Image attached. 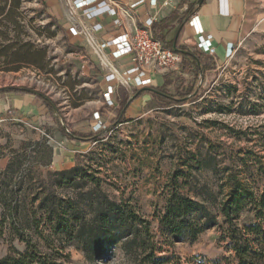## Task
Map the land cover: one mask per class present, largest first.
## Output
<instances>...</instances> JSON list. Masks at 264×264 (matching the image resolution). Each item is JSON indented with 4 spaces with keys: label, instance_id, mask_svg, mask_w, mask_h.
I'll list each match as a JSON object with an SVG mask.
<instances>
[{
    "label": "rangeland",
    "instance_id": "rangeland-1",
    "mask_svg": "<svg viewBox=\"0 0 264 264\" xmlns=\"http://www.w3.org/2000/svg\"><path fill=\"white\" fill-rule=\"evenodd\" d=\"M188 2L169 1L161 15L174 12L173 27L179 28ZM68 28L61 0H0V90L42 93L71 131L96 132L99 116L109 133L79 154L73 169L59 171L54 154L66 137L55 117L0 114V260L32 254L58 264H145L143 246L166 255V264L230 257V226L220 209L233 192L245 200L233 224L264 227V32L242 40L224 61L213 58L215 69L204 75L184 59L164 73L177 75L168 79L169 94L194 86L196 102L164 109L152 95L138 97L132 108L140 115L116 126L119 108L104 101L109 67L97 47L101 41L86 32L74 37ZM135 92L118 85L115 103ZM107 110L115 117L105 124ZM174 193L201 201L216 218L194 242L162 232L159 217ZM113 209L147 220L150 239L140 236L125 247L129 231Z\"/></svg>",
    "mask_w": 264,
    "mask_h": 264
},
{
    "label": "trees",
    "instance_id": "trees-1",
    "mask_svg": "<svg viewBox=\"0 0 264 264\" xmlns=\"http://www.w3.org/2000/svg\"><path fill=\"white\" fill-rule=\"evenodd\" d=\"M196 11V5L190 6L187 14L192 15ZM153 31L156 38L168 44L175 51L181 53L184 60H189L192 67L199 74L204 75L215 69L216 64L213 57L206 55L196 49L191 51L182 42L185 38V23L181 24L173 41L167 43L165 36L159 33V24L153 25ZM168 83L165 86L156 88L162 94L149 92L150 95L159 103L161 108L169 109L174 106H183L189 102H196L200 97V92L193 86L186 93L171 95L166 91ZM0 93H15L17 95L32 94L36 96L48 109V112L55 117L62 134L71 140L99 142L106 139L109 135L107 128L94 133H77L71 131L68 124L61 120L57 105L46 95L24 87H10L0 90ZM136 91L133 96L140 97L144 94ZM131 96L126 93L121 99L118 117L112 121L116 126L127 122L125 110L129 107ZM10 171V166L6 172ZM71 171V170H68ZM234 193V192H233ZM231 194L227 201L221 205L220 214L224 221L230 226V232L227 236L229 239V249L233 252L230 257H224L216 262L206 264H264V227L260 224L245 226L240 229L233 224V217L239 216L244 210V199L239 194ZM264 201V194L261 196ZM117 219L122 218L124 226L129 231L130 238L125 243V247L131 246L137 242L140 236L151 237L150 223L147 220H140L134 212L113 209ZM196 213L202 214V220H192L190 216ZM258 215H263L259 213ZM140 221V222H138ZM162 232L173 235L175 240L194 242L207 229L216 225V218L211 211L201 201L193 197L174 193L168 200L164 213L159 217ZM140 224V225H139ZM145 245L146 239L142 242ZM146 254L145 264H166L170 262L166 255L158 256L154 248L143 246ZM0 264H58L52 259L35 258L32 254H20L19 257L6 256L0 260ZM193 264L199 263L196 259Z\"/></svg>",
    "mask_w": 264,
    "mask_h": 264
},
{
    "label": "built area",
    "instance_id": "built-area-1",
    "mask_svg": "<svg viewBox=\"0 0 264 264\" xmlns=\"http://www.w3.org/2000/svg\"><path fill=\"white\" fill-rule=\"evenodd\" d=\"M169 1L174 0L163 3L160 0H61L67 8L69 34L74 37L81 36L84 32L95 35L102 31L104 25L101 20L106 16L114 18V27L124 29L123 33L98 41L97 47L106 52L104 61L109 67V73L104 78V101L107 107L116 106L114 96L118 85H127L135 90L145 88L152 85L149 76L151 72L166 73L179 68L181 53L156 38L153 31L157 15ZM144 8L147 18L139 21V13ZM188 21L196 34L198 51L222 62L236 50L235 46L230 45L225 57L219 58L213 36L205 32L198 16L194 14ZM124 58L130 60L129 66L124 70L111 65ZM95 119L99 120L97 132L104 127L99 116Z\"/></svg>",
    "mask_w": 264,
    "mask_h": 264
},
{
    "label": "crops",
    "instance_id": "crops-1",
    "mask_svg": "<svg viewBox=\"0 0 264 264\" xmlns=\"http://www.w3.org/2000/svg\"><path fill=\"white\" fill-rule=\"evenodd\" d=\"M124 1L128 2L129 0ZM188 3H190L191 6L194 4L196 5V11L192 15H197L205 32L213 36L214 45L218 50V57L221 59L225 57L226 49L230 45L236 47L242 40L254 32H264V0H204L203 2H200V0H189ZM145 10L146 8L139 13V21H144L147 18V11ZM173 15L174 12H169L164 15L159 13L154 23L159 24V33L165 36V41L167 43L173 41L178 30L177 27H173L176 24L172 19ZM192 15L187 14L185 38L182 44L187 46L191 51H196V34L188 23ZM113 20L114 18L107 16L101 20L104 29L95 34L98 40L104 41L124 32V29L114 27ZM116 63L119 65V68L124 70L129 66L130 60L124 58ZM149 76L152 79V85L148 87H153L155 89L165 86L169 80H174L175 77H177L176 74L167 77L166 74L160 72H151ZM141 89L136 91H140ZM148 97H151L149 92H145L140 96V98L144 100ZM137 98L138 97L131 95L129 100V104L131 105L125 110V117L128 119H135L137 115H140V113L136 111L137 109L132 108V104ZM117 108L120 109V103L119 105L117 103L114 109ZM13 110L20 111L23 114L31 112L36 116L47 113L45 118L48 116L52 117L46 106L32 94L17 95L15 93H3L0 95V114ZM107 111L108 112H105L106 114H103V121L105 124L108 121V117L111 115L113 118L115 117L113 111ZM65 140L64 146L56 149L54 154L53 164L59 171L67 170L66 167L69 165H71V169H73L78 162L79 154L89 150L93 143L71 140L69 138H65Z\"/></svg>",
    "mask_w": 264,
    "mask_h": 264
},
{
    "label": "water",
    "instance_id": "water-1",
    "mask_svg": "<svg viewBox=\"0 0 264 264\" xmlns=\"http://www.w3.org/2000/svg\"><path fill=\"white\" fill-rule=\"evenodd\" d=\"M204 0H200V2H203ZM143 92H153V93H157V94H162L160 91H158L157 89L153 88V87H145V88H142L140 91H139V94L140 93H143ZM163 95V94H162Z\"/></svg>",
    "mask_w": 264,
    "mask_h": 264
}]
</instances>
